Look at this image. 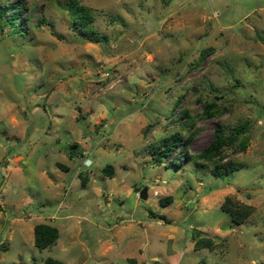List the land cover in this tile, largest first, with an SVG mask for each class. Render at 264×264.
<instances>
[{
  "label": "rangeland",
  "instance_id": "rangeland-1",
  "mask_svg": "<svg viewBox=\"0 0 264 264\" xmlns=\"http://www.w3.org/2000/svg\"><path fill=\"white\" fill-rule=\"evenodd\" d=\"M71 2L99 43L73 28ZM25 3L22 33L0 30V264H264V0ZM241 123L236 172L186 159ZM176 133L158 164L152 148ZM228 197L254 208L243 225L221 212ZM38 224L60 233L43 251ZM198 232L224 245L196 251Z\"/></svg>",
  "mask_w": 264,
  "mask_h": 264
},
{
  "label": "trees",
  "instance_id": "trees-1",
  "mask_svg": "<svg viewBox=\"0 0 264 264\" xmlns=\"http://www.w3.org/2000/svg\"><path fill=\"white\" fill-rule=\"evenodd\" d=\"M66 9L70 13L72 26L74 29H78L89 42L99 43L100 37L94 31L92 27L93 17L90 12L78 5V2L67 3ZM12 13L10 17H6L7 13ZM28 9L26 7L25 0H16L14 3L9 4L6 7H2L0 4V30L9 28V33L20 34L23 30V23L29 19ZM21 16L25 17V20L20 22ZM207 56V52H202L198 58V64L204 61ZM202 103V102H201ZM203 104V116L207 118H220L223 112L219 109L215 102L202 103ZM185 114V113H184ZM183 127H186L184 125ZM249 125L248 123H241L234 127L227 133L225 127L217 125L213 137L208 146L199 154L193 156L186 155L187 160H195L197 162H203L213 166L212 175L215 178H224L227 175L239 170V167L231 162H225L227 159L226 153L231 151V154H237L246 151L249 145ZM179 138V134H174L163 141L162 146L152 148V153L156 156L155 161L158 164H162V159L170 160L172 155L176 153L177 146H174V142ZM194 138V137H193ZM193 139H191L192 142ZM180 142H183L179 138ZM185 142L184 146H189L191 143ZM71 148H76L73 145ZM183 151V149H182ZM102 172L108 177H114V168L111 166L105 167ZM87 180V179H85ZM170 200V199H169ZM169 200H165L169 203ZM162 202V201H161ZM162 204V203H161ZM221 212L228 215L232 223L236 225H243L254 213V208L241 204L239 201L228 197L220 207ZM160 220L166 221L164 216L159 217ZM34 245L40 250H46L54 246L57 240L60 238V233L57 228L48 224H38L34 227ZM195 243L194 249L207 250L209 252L215 251L223 243H217L214 239L205 236L202 232H198L194 235ZM43 264H65L59 260L53 258H47ZM197 264H206L205 262H199Z\"/></svg>",
  "mask_w": 264,
  "mask_h": 264
},
{
  "label": "water",
  "instance_id": "water-1",
  "mask_svg": "<svg viewBox=\"0 0 264 264\" xmlns=\"http://www.w3.org/2000/svg\"><path fill=\"white\" fill-rule=\"evenodd\" d=\"M139 196L142 201H146L147 200V189L142 190Z\"/></svg>",
  "mask_w": 264,
  "mask_h": 264
}]
</instances>
